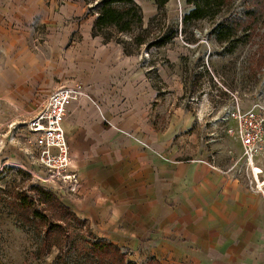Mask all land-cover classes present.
<instances>
[{
    "label": "rangeland",
    "instance_id": "1",
    "mask_svg": "<svg viewBox=\"0 0 264 264\" xmlns=\"http://www.w3.org/2000/svg\"><path fill=\"white\" fill-rule=\"evenodd\" d=\"M185 1L169 0L158 11L152 0H136L144 29L157 15L153 30L178 28L164 46L147 47L133 42L138 29L128 34L106 28L92 36L96 15L89 8L98 1L0 0V264H102L89 251L95 243L110 242L135 264L157 262L141 258L138 249L133 255L113 221L80 219L75 210L81 195L72 200L41 181L28 120L51 91L71 81L87 89V97L76 103L99 104L103 97L94 101L85 82L91 71L95 79L112 80V86L126 78L120 104L111 110L133 122L124 133L137 145L147 146L153 135L170 156L209 162L249 184L251 167L241 158V145L228 131L222 110L233 96L244 109L264 102V5L233 0L231 16L239 18L249 7L253 24H241L220 42L213 33L218 15L215 22L181 26ZM125 108L133 114L126 116ZM254 159V167L263 171L259 176L264 175V150Z\"/></svg>",
    "mask_w": 264,
    "mask_h": 264
},
{
    "label": "crops",
    "instance_id": "2",
    "mask_svg": "<svg viewBox=\"0 0 264 264\" xmlns=\"http://www.w3.org/2000/svg\"><path fill=\"white\" fill-rule=\"evenodd\" d=\"M92 73L88 91L103 100L74 102L64 122L81 195L75 214L113 221L133 255L138 249L141 258L160 264H264V175L258 188L253 180L243 185L209 162L170 156L153 135L147 146L137 145L124 133L133 122L111 110L126 78L112 86Z\"/></svg>",
    "mask_w": 264,
    "mask_h": 264
},
{
    "label": "built area",
    "instance_id": "3",
    "mask_svg": "<svg viewBox=\"0 0 264 264\" xmlns=\"http://www.w3.org/2000/svg\"><path fill=\"white\" fill-rule=\"evenodd\" d=\"M83 97H87V89L81 83L62 84L51 91L27 125L33 136L37 164L44 173L41 181L72 200L78 198L79 180L70 157L64 122L70 106ZM222 115L228 131L241 145V158L251 167L249 184L253 180L258 188L256 180L260 173L255 174L252 166L258 152L264 150V102L253 103L244 109L240 99L233 96L231 103L224 106Z\"/></svg>",
    "mask_w": 264,
    "mask_h": 264
},
{
    "label": "trees",
    "instance_id": "4",
    "mask_svg": "<svg viewBox=\"0 0 264 264\" xmlns=\"http://www.w3.org/2000/svg\"><path fill=\"white\" fill-rule=\"evenodd\" d=\"M98 1L93 7L89 8L91 15H96L92 22V36H98L99 32L106 28H115L118 33L139 32L134 35L133 42L137 45H147L154 47H162L171 39L176 37L178 28L167 27L153 30L150 26L152 21L158 16L148 19L147 27L143 26V14L136 0H83L87 5ZM158 11H162L163 7L169 0H152ZM233 0H186L184 12L178 16L182 27L187 29L194 22L210 20L215 22L218 15L219 20L213 29V33L218 41L228 40L233 37L241 24L253 23L254 14L251 8L244 7L245 14L239 16H231V5ZM260 4L264 5V0ZM176 20H172L173 24ZM177 24V23H176ZM89 253L93 258L102 264H135L125 259L120 248L114 243H95L92 245ZM156 264H160L156 262Z\"/></svg>",
    "mask_w": 264,
    "mask_h": 264
},
{
    "label": "bare ground",
    "instance_id": "5",
    "mask_svg": "<svg viewBox=\"0 0 264 264\" xmlns=\"http://www.w3.org/2000/svg\"><path fill=\"white\" fill-rule=\"evenodd\" d=\"M253 170H254V172H255V174H259V173H262V171H261V169H259V168H252ZM259 178V176L257 177V179Z\"/></svg>",
    "mask_w": 264,
    "mask_h": 264
}]
</instances>
